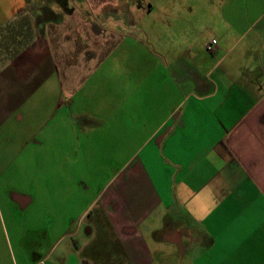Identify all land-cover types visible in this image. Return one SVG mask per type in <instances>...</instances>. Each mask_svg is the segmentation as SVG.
Returning <instances> with one entry per match:
<instances>
[{
	"label": "crops",
	"instance_id": "obj_1",
	"mask_svg": "<svg viewBox=\"0 0 264 264\" xmlns=\"http://www.w3.org/2000/svg\"><path fill=\"white\" fill-rule=\"evenodd\" d=\"M175 2L0 0V264H264V0Z\"/></svg>",
	"mask_w": 264,
	"mask_h": 264
},
{
	"label": "rangeland",
	"instance_id": "obj_2",
	"mask_svg": "<svg viewBox=\"0 0 264 264\" xmlns=\"http://www.w3.org/2000/svg\"><path fill=\"white\" fill-rule=\"evenodd\" d=\"M144 1H146V2H149V1H155V0H144ZM176 0H174V3H176L175 2ZM185 1V0H184ZM178 2H179V0H178ZM145 3V2H144ZM173 12L172 13H175V14H177V4L175 5V7L173 8ZM160 14V12H159V10H158V8H152L151 10H150V12L148 13V15H152V16H157V15H159Z\"/></svg>",
	"mask_w": 264,
	"mask_h": 264
},
{
	"label": "built area",
	"instance_id": "obj_3",
	"mask_svg": "<svg viewBox=\"0 0 264 264\" xmlns=\"http://www.w3.org/2000/svg\"><path fill=\"white\" fill-rule=\"evenodd\" d=\"M214 43H215V40L213 38H209V40L204 44V49L207 52H210L213 48Z\"/></svg>",
	"mask_w": 264,
	"mask_h": 264
}]
</instances>
